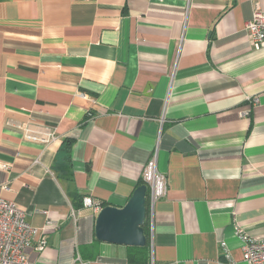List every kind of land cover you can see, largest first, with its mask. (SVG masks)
<instances>
[{
	"label": "crops",
	"instance_id": "obj_1",
	"mask_svg": "<svg viewBox=\"0 0 264 264\" xmlns=\"http://www.w3.org/2000/svg\"><path fill=\"white\" fill-rule=\"evenodd\" d=\"M256 12L264 0H0V197L58 224L33 264H131L96 241L84 200L124 207L156 154L168 195L147 264H246L242 237L264 239ZM27 124L58 140H24Z\"/></svg>",
	"mask_w": 264,
	"mask_h": 264
},
{
	"label": "built area",
	"instance_id": "obj_2",
	"mask_svg": "<svg viewBox=\"0 0 264 264\" xmlns=\"http://www.w3.org/2000/svg\"><path fill=\"white\" fill-rule=\"evenodd\" d=\"M247 32L252 46L256 49L264 47V13L256 12L247 24ZM253 103H258L254 100ZM24 140L50 146L58 140L52 129L27 124L18 126ZM8 164L0 162L1 171H10ZM142 180L148 186L150 224L153 218L155 204L159 199L168 195L166 176L158 171L157 154L144 169ZM86 208L95 209L99 214L102 204L91 198L84 200ZM47 214V213H45ZM58 228V224L49 220L43 230L34 228L27 221L26 212L15 202L0 197V264H33L29 258V250L34 240L41 234L47 235ZM46 239H41L36 247L39 253L46 249ZM243 258L246 264H264V239H255L245 234L242 237ZM227 257H229L227 255Z\"/></svg>",
	"mask_w": 264,
	"mask_h": 264
},
{
	"label": "water",
	"instance_id": "obj_3",
	"mask_svg": "<svg viewBox=\"0 0 264 264\" xmlns=\"http://www.w3.org/2000/svg\"><path fill=\"white\" fill-rule=\"evenodd\" d=\"M148 191V186L143 185L135 190L124 207L103 208L96 218V240L130 248L145 247Z\"/></svg>",
	"mask_w": 264,
	"mask_h": 264
},
{
	"label": "trees",
	"instance_id": "obj_4",
	"mask_svg": "<svg viewBox=\"0 0 264 264\" xmlns=\"http://www.w3.org/2000/svg\"><path fill=\"white\" fill-rule=\"evenodd\" d=\"M73 142L69 141L67 149L70 150ZM144 183L142 184V186ZM102 207H107L106 204H102ZM150 206H149V193L147 197V214H146V222L144 225V232L147 238V245L143 248H130V252L128 254V260L131 264H147L150 258L151 252V238H150ZM97 241V240H96Z\"/></svg>",
	"mask_w": 264,
	"mask_h": 264
}]
</instances>
